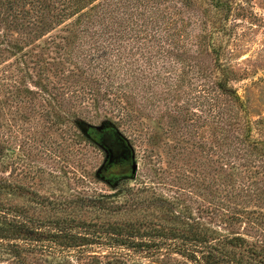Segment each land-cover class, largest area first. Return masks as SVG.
<instances>
[{
    "label": "trees",
    "instance_id": "trees-1",
    "mask_svg": "<svg viewBox=\"0 0 264 264\" xmlns=\"http://www.w3.org/2000/svg\"><path fill=\"white\" fill-rule=\"evenodd\" d=\"M248 1L208 0L202 19H193L188 11L203 6L202 0H0V141L5 127L16 141L19 129L27 130L24 124L39 141L48 130L64 128L70 140L90 144L84 128L112 127L96 135L104 153L98 171L111 174L135 162L133 143L119 126L133 127L147 110L163 108L174 123L181 119L200 128L208 121L219 132L209 146L218 156L209 169L202 164L195 177L175 179L207 195L209 206L193 208L195 194L186 187L171 184L174 193L163 192L164 185L153 181L158 167L150 185L128 188L121 203L110 195L77 198L101 216L134 213L135 219L36 223L0 201V264H172L174 257L193 264H264V213L236 206L229 212L226 204H264V183L251 180L258 175L257 160L264 171V159L256 157L264 143L250 141V121L241 122L238 110L222 103L244 110L229 85L233 72L223 59V36L230 15ZM203 54L211 69L200 63ZM180 144L173 147L182 152L172 164L189 158ZM14 155L0 143V161ZM16 187L0 179V194ZM206 218L245 223L255 236L222 235ZM93 247L105 251L92 253Z\"/></svg>",
    "mask_w": 264,
    "mask_h": 264
},
{
    "label": "rangeland",
    "instance_id": "rangeland-1",
    "mask_svg": "<svg viewBox=\"0 0 264 264\" xmlns=\"http://www.w3.org/2000/svg\"><path fill=\"white\" fill-rule=\"evenodd\" d=\"M237 1L233 0V4ZM202 2L203 6L196 4L187 15L193 16V19H202L200 17L204 7H207L208 0H202ZM239 10L233 12L226 21L229 28L228 34L223 36V59L233 72L229 85L241 98L244 110L241 111L232 102L222 101V103L223 105L225 103V108H231L234 111L237 109L241 122L244 123L247 119L250 121L252 126L250 141L264 143V0H249ZM198 30H200L199 27ZM199 60L203 67L211 69L212 60L209 55L203 54ZM203 89H205V95L209 97V88L205 86ZM194 109L192 107L190 113ZM146 113L141 115L140 120L134 122L131 128L126 124L119 126V131L125 133L133 143V158L135 157L133 162L137 166L135 174H132L130 169L133 165L132 161L128 163L126 169L111 174H103V172L100 174L98 171L103 164L104 153L96 140V135L102 132L107 133V129H113L112 127L84 128L82 136L90 140L92 142L90 144L80 137L70 140L64 128L63 130L52 128L46 131L48 138L45 141H39L41 136L34 129L27 128L28 125H22L23 129L27 130L19 129L16 141L11 140L9 127L3 128L0 143L6 149H15V155L0 161V179L17 187L15 191L5 190L6 192L1 193L0 201L7 208L21 209L25 219L31 218L36 223H48L57 218H73L76 223H101L107 220L135 219V216L134 213L101 216L102 212L96 208L82 207L77 198L110 195L115 201L121 203L128 188H136L142 183L150 185L149 177L152 172L154 173L152 169L156 167L162 170L153 181L164 185L163 192L174 193L176 189L170 188L171 184L190 187L185 181H175L176 176L186 173L192 178L203 168L209 169V161L218 158L210 153L209 146L211 141H215L214 133L219 134V132H216L215 126L208 121H205L201 128L199 124L185 123L181 119L174 123L169 116L167 117L163 108L158 112L147 110ZM93 124L98 125L99 121H94ZM31 134H34L38 141H31ZM179 141L181 147L187 148L189 158L184 162L183 157L179 156L177 160L179 162L172 164V157L177 155L178 151L182 152L181 149H173ZM199 141L204 144L203 150L196 149ZM256 157L264 159V146H261V151ZM262 161L257 160L254 164L255 169L251 168L258 173L251 180L256 179L264 183V171L256 167ZM202 164L203 168L200 169ZM247 170L249 168L244 169L243 175L247 173ZM187 190L191 189L187 188ZM191 191L195 194L191 197L192 201L189 200L193 208L197 205L209 206L207 195L201 192L202 196L194 190ZM70 201L74 202L69 204ZM251 201L247 204L227 201L226 204L230 205L229 212L236 206L237 210L246 208L264 213V204L257 203V200ZM205 221L222 235L232 233L247 235L249 241H252V237L255 236L254 232L249 231L248 226L242 222L228 226L219 224L218 220L207 221L206 218ZM101 251L105 249L93 247L90 250L92 253ZM176 262L193 264L181 257H174L172 264ZM147 263V260L141 259L139 264Z\"/></svg>",
    "mask_w": 264,
    "mask_h": 264
},
{
    "label": "water",
    "instance_id": "water-1",
    "mask_svg": "<svg viewBox=\"0 0 264 264\" xmlns=\"http://www.w3.org/2000/svg\"><path fill=\"white\" fill-rule=\"evenodd\" d=\"M136 170H137V166H136V164L134 163V164L132 165V168H131V173H132V174H135V173H136Z\"/></svg>",
    "mask_w": 264,
    "mask_h": 264
}]
</instances>
